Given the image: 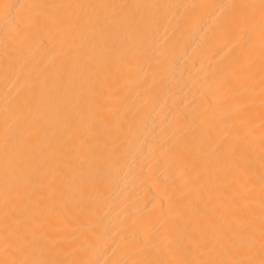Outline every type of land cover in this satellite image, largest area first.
I'll use <instances>...</instances> for the list:
<instances>
[{"label": "bare ground", "instance_id": "bare-ground-1", "mask_svg": "<svg viewBox=\"0 0 264 264\" xmlns=\"http://www.w3.org/2000/svg\"><path fill=\"white\" fill-rule=\"evenodd\" d=\"M0 264H264V0H0Z\"/></svg>", "mask_w": 264, "mask_h": 264}]
</instances>
